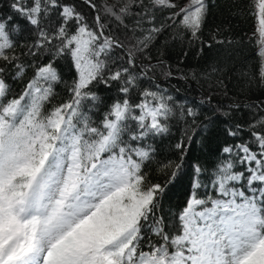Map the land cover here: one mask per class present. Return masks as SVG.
Returning <instances> with one entry per match:
<instances>
[{
  "label": "snow or ice",
  "instance_id": "6c2138e0",
  "mask_svg": "<svg viewBox=\"0 0 264 264\" xmlns=\"http://www.w3.org/2000/svg\"><path fill=\"white\" fill-rule=\"evenodd\" d=\"M0 264H264V0H0Z\"/></svg>",
  "mask_w": 264,
  "mask_h": 264
},
{
  "label": "trees",
  "instance_id": "16d2710c",
  "mask_svg": "<svg viewBox=\"0 0 264 264\" xmlns=\"http://www.w3.org/2000/svg\"><path fill=\"white\" fill-rule=\"evenodd\" d=\"M241 31H243V29H241ZM189 59L191 60V59H192V57L190 56V57H189Z\"/></svg>",
  "mask_w": 264,
  "mask_h": 264
}]
</instances>
